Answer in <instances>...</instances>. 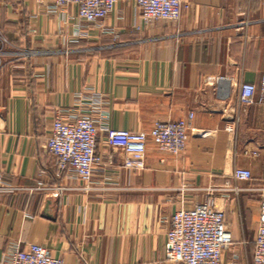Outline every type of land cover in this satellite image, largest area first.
<instances>
[{
  "label": "crops",
  "instance_id": "crops-1",
  "mask_svg": "<svg viewBox=\"0 0 264 264\" xmlns=\"http://www.w3.org/2000/svg\"><path fill=\"white\" fill-rule=\"evenodd\" d=\"M188 2L177 21L146 24L136 0H119L97 23L80 21L73 4L51 11L37 0H0V264L30 243L64 264H180L163 254L171 215L206 198L224 208L232 230L222 264H254L264 190V0ZM241 82L257 87L251 105L237 102ZM80 114L144 132L183 118L186 146L173 155L149 139L145 167L127 169L100 131L102 162L86 189L56 177L45 148L56 116ZM234 167L252 178L234 182ZM226 181L239 192L221 190ZM39 183L64 188L57 194Z\"/></svg>",
  "mask_w": 264,
  "mask_h": 264
},
{
  "label": "built area",
  "instance_id": "built-area-1",
  "mask_svg": "<svg viewBox=\"0 0 264 264\" xmlns=\"http://www.w3.org/2000/svg\"><path fill=\"white\" fill-rule=\"evenodd\" d=\"M48 3L49 10L64 9L73 4L76 17L84 23H97L103 20L119 0H37ZM188 0H136L144 23L155 20L177 21ZM220 79V78H218ZM257 87L251 82H241L237 88V102L251 105L255 102ZM258 99L264 103V74L258 88ZM188 120L156 121L149 132L129 129H114L89 114H80L73 120L56 116L49 128L45 148L54 158L55 176L75 179L85 183L88 189L92 182L95 166L102 162L96 153L97 137L104 132V142L110 147L120 149L124 154L123 167L141 170L145 167L147 142L163 152L180 154L187 142ZM234 133L235 127L228 129ZM234 182L248 181L252 178L249 169L234 167L231 174ZM63 186H42L38 190H53L60 193ZM8 189V187H7ZM13 190L12 188H10ZM221 190L239 192L236 185L226 181ZM9 190V189H8ZM233 236L226 220L225 210L210 198L194 204L190 208L180 207L170 218L164 242V258L180 264H222V254L231 245ZM254 264H264V190L260 198L259 214L254 237ZM2 264H64L41 244L30 243L26 248L10 250L2 259Z\"/></svg>",
  "mask_w": 264,
  "mask_h": 264
}]
</instances>
